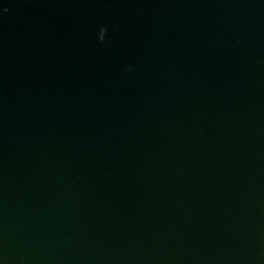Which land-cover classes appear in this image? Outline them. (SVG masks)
<instances>
[{
    "label": "water",
    "instance_id": "water-1",
    "mask_svg": "<svg viewBox=\"0 0 264 264\" xmlns=\"http://www.w3.org/2000/svg\"><path fill=\"white\" fill-rule=\"evenodd\" d=\"M0 264H264V0H0Z\"/></svg>",
    "mask_w": 264,
    "mask_h": 264
}]
</instances>
